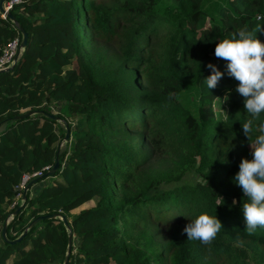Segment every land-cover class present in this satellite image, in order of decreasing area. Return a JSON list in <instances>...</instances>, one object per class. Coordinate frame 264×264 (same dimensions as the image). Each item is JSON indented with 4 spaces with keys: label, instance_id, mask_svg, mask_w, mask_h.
Returning a JSON list of instances; mask_svg holds the SVG:
<instances>
[{
    "label": "trees",
    "instance_id": "1",
    "mask_svg": "<svg viewBox=\"0 0 264 264\" xmlns=\"http://www.w3.org/2000/svg\"><path fill=\"white\" fill-rule=\"evenodd\" d=\"M11 12L27 44L0 70V236L7 220L12 239L38 215L59 216L16 243L3 238L0 264H63L70 232L68 264H264V228L247 233L233 179L252 159L244 98L214 55L241 27L264 41L255 32L264 0H24ZM16 36L0 11V54ZM209 62L224 73L211 90ZM51 100H65L71 122L12 120ZM222 108L226 124L214 113ZM59 147L53 183L11 207L22 175L50 168ZM201 212L223 224L209 246L184 232L186 216Z\"/></svg>",
    "mask_w": 264,
    "mask_h": 264
},
{
    "label": "clouds",
    "instance_id": "2",
    "mask_svg": "<svg viewBox=\"0 0 264 264\" xmlns=\"http://www.w3.org/2000/svg\"><path fill=\"white\" fill-rule=\"evenodd\" d=\"M255 19L262 21L264 16L257 15ZM260 31H264V25L258 24L255 32ZM214 55L227 61V74L238 81L235 91L244 98L248 118L242 122V128L250 140L252 159L242 158L233 179L247 198L242 210L245 229L252 235L258 228H264V41L253 30L241 27L218 40ZM207 67L211 74L204 83L211 90L218 86L224 73L211 62ZM214 113L220 121L227 123L229 113L225 109ZM186 217L190 220L184 228L188 240H198L204 246L211 245L223 228L217 216L206 212Z\"/></svg>",
    "mask_w": 264,
    "mask_h": 264
},
{
    "label": "water",
    "instance_id": "3",
    "mask_svg": "<svg viewBox=\"0 0 264 264\" xmlns=\"http://www.w3.org/2000/svg\"><path fill=\"white\" fill-rule=\"evenodd\" d=\"M5 2V0H0V11H4V6H3V3ZM7 17H9L15 24V26L17 27L18 31L21 32L22 34V38H21V42H20V45L22 48H24L27 44V32L26 30L24 29V27L18 23L16 21V19L14 18V15L12 14L11 11H8L7 12ZM16 64V63H15ZM14 64V65H15ZM9 66V67H6V68H3V69H0V70H4V69H11L13 68V66ZM34 113H40L44 116H47V117H50L51 119H54V120H58V116L55 114V113H52V112H49V111H46L44 109H32V110H28V111H25L23 113H19L17 115H15L13 117L12 120H17V119H20V118H23V117H26V116H29V115H32ZM11 120V119H10ZM65 124V136H64V139L65 140H68L69 139V136H70V130L68 128V125L67 123H64ZM59 152H60V147L57 149L56 151V158H55V161L53 163V165L46 171H44L41 175H37V176H34L32 179H30L29 181L26 182V184L21 188L20 185H16L14 187V192L16 193H19L21 192V200H25L26 198V195H27V191L28 189L34 185V183H36L37 181H39L40 179L44 178V177H48V176H52L58 169H59V166H60V163H59ZM23 202L20 203L14 210V213H16L22 206ZM58 214L56 213H51V214H41V215H38L36 217H34L26 226V228L24 229V231L18 236V237H15V238H12V239H9L7 238L6 236V230H7V221H5L3 223V226H2V236L3 238L9 242V243H16L17 241H19L27 232L30 228H32L34 226L35 223H37L39 220H42V219H45V218H53V217H56ZM59 216V215H58ZM64 225L69 229L70 228V222L69 220L67 219V217L64 215V214H61L60 215ZM72 242H73V234L70 232L69 235H68V248H67V252H66V255L64 257V261H63V264H68V260H69V253L72 249Z\"/></svg>",
    "mask_w": 264,
    "mask_h": 264
},
{
    "label": "built area",
    "instance_id": "4",
    "mask_svg": "<svg viewBox=\"0 0 264 264\" xmlns=\"http://www.w3.org/2000/svg\"><path fill=\"white\" fill-rule=\"evenodd\" d=\"M23 1L24 0H5V2L3 3L5 10L1 11V16L3 18H7V12L11 11L14 5L19 4ZM22 49L23 48L20 45L19 37L16 36L12 40H10L8 44L6 45V47L2 50V53L0 54V69L14 65L16 61L18 60L22 52ZM43 169L48 170L49 166H45ZM42 173H43L42 169L36 170L32 173H24L18 185H20L22 188L29 178L37 176V175H41ZM20 196H21V192L16 194V197L11 203V207H14L15 205L19 203Z\"/></svg>",
    "mask_w": 264,
    "mask_h": 264
},
{
    "label": "rangeland",
    "instance_id": "5",
    "mask_svg": "<svg viewBox=\"0 0 264 264\" xmlns=\"http://www.w3.org/2000/svg\"><path fill=\"white\" fill-rule=\"evenodd\" d=\"M111 52H113V50L111 49ZM44 108L52 113H59L63 116V118H65L67 121L71 122L72 121V116L70 115V113L68 112V109L66 107V102L65 100H51L49 101V103H45L44 104ZM215 108H219V105L216 103L215 104ZM23 111V110H22ZM4 125V124H3ZM2 125V126H3ZM57 126V129L58 131L60 130V126L63 125L61 122H57L56 124ZM0 126V127H2ZM63 127H65V124L63 125ZM70 137V136H69ZM65 141H68V143L66 144ZM61 144V143H60ZM62 145L63 146H66L67 145V148L68 149H72L73 148V139H72V134H71V138L68 139V140H65L63 139L62 140ZM55 176H48V177H44L42 179H40L39 181H37L36 183H34V185H32L30 187V193H33V191L35 193H37L40 188L43 186V185H46V184H51L53 183V179ZM32 178V177H31ZM29 178L28 181L31 179ZM26 184V183H25ZM21 197V196H20ZM21 199V198H20ZM93 201L92 200H89V201H86L84 203H82L81 205H79L78 207L74 208L71 210V214H70V218H71V215L72 213H75V212H78L80 209L82 208H86V207H90L93 205ZM5 240V239H4ZM0 243H3V238L0 236Z\"/></svg>",
    "mask_w": 264,
    "mask_h": 264
},
{
    "label": "crops",
    "instance_id": "6",
    "mask_svg": "<svg viewBox=\"0 0 264 264\" xmlns=\"http://www.w3.org/2000/svg\"><path fill=\"white\" fill-rule=\"evenodd\" d=\"M33 193H35V192L33 191ZM33 193H30V194H33Z\"/></svg>",
    "mask_w": 264,
    "mask_h": 264
}]
</instances>
